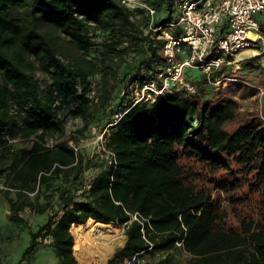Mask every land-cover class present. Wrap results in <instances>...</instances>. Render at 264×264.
Here are the masks:
<instances>
[{
    "label": "trees",
    "instance_id": "obj_1",
    "mask_svg": "<svg viewBox=\"0 0 264 264\" xmlns=\"http://www.w3.org/2000/svg\"><path fill=\"white\" fill-rule=\"evenodd\" d=\"M148 1L159 23L172 18L170 0ZM130 14L120 0H0V174L15 188V197L5 192L9 217L20 222L19 209L37 206L24 201L34 189L47 199L39 212L54 196L59 207L30 232L14 264H40L27 256L43 236L58 264H95L79 262L72 231L89 219L125 228L124 245L104 264L135 253H162L154 264H264V123L238 115L233 99L208 96L202 74L192 79L195 95L172 92L131 107L123 95L111 97V78L125 87L162 60V42L136 30ZM100 52L103 92L93 103L86 92ZM38 70L49 76L44 86ZM97 105L125 112L108 136L113 161L90 159L98 171L88 188L87 156L66 139L48 146L45 138L62 134L64 110L83 120V132ZM15 138L30 145L15 148Z\"/></svg>",
    "mask_w": 264,
    "mask_h": 264
},
{
    "label": "built area",
    "instance_id": "obj_2",
    "mask_svg": "<svg viewBox=\"0 0 264 264\" xmlns=\"http://www.w3.org/2000/svg\"><path fill=\"white\" fill-rule=\"evenodd\" d=\"M120 2L131 12L130 20L136 30L162 42L157 50L162 60L157 63L156 71L121 88L124 105L129 107L151 104L158 96L172 92L197 94L199 86L188 77L189 68L200 69L207 84L218 85L221 78L215 77V72L238 62L240 52L248 50L264 57V20L258 19L264 18V0H170L172 18L164 23L158 22L157 8L148 0ZM144 16L146 25L141 22ZM129 43L125 37L123 46ZM124 112L116 113L109 125L115 124ZM109 132L105 128L96 137L99 143L95 153L100 160L112 162L114 154L107 145ZM68 142L76 151L79 149L72 140ZM93 177L88 178L86 187H90ZM121 264H143V259L135 253Z\"/></svg>",
    "mask_w": 264,
    "mask_h": 264
},
{
    "label": "rangeland",
    "instance_id": "obj_3",
    "mask_svg": "<svg viewBox=\"0 0 264 264\" xmlns=\"http://www.w3.org/2000/svg\"><path fill=\"white\" fill-rule=\"evenodd\" d=\"M260 20H264L262 17H258ZM97 58L94 59L96 66L95 73L90 77L86 95L92 100L93 103L97 102L99 95L103 92L98 85L99 79L102 76L103 69L101 68V60L107 56L102 53L96 54ZM235 64H238L237 62ZM235 64L229 65L230 67L221 69L220 72H215L214 76L221 78L218 85L207 84L206 90L208 96L212 98H230L236 102V112L238 115L244 117H256L262 123H264V67H261L260 63L253 62L248 65H243L241 69H238ZM237 68V69H235ZM235 69L234 71H231ZM227 71L228 73H225ZM231 74H234L231 76ZM226 79H223V77ZM34 77L39 80L41 86H44L49 82V76L41 71H35ZM189 77L193 79V74L189 73ZM80 89V87H78ZM120 84L115 78H111L108 86V91L111 97H115L121 92ZM121 111H112L111 106H107L105 109L100 105L94 106L89 116L87 128L80 133L76 130L81 128L83 120L79 116H74L68 110L60 115L59 119L62 120V134L59 132L48 133L45 138V145L53 146L54 144L66 139L72 140L74 144L78 145L86 156L85 168L81 175V181L85 184L88 178H91L98 171L97 166H93L90 159L97 158L95 151L97 150V136L99 133L108 128L111 130L109 123L114 121L116 113ZM237 121L233 120L229 122L226 127L233 129ZM74 137V138H73ZM10 143L15 148L22 146H29L30 140H20L18 138L12 139ZM69 144V142H68ZM6 172L0 174V264H14L19 261L23 250L29 244L30 232L35 231L40 224L46 220V216L52 214L54 210H58L57 196H54L51 201L53 203L52 208H47L45 212L41 214L38 211L37 206H43L46 204L43 191L40 189H34L33 191H27L25 193L24 201L33 202L37 206L30 207L26 205L24 208L17 211L18 217L21 218L20 222L12 221L10 219L11 212L5 192L9 193L10 197H15V188L11 186L9 180L6 178ZM45 193V192H44ZM80 194V190L75 193L77 196ZM134 218V216H133ZM115 224V223H113ZM118 225L122 229L121 238H123V245L126 240L124 233V226ZM37 245L27 257L32 262L40 264H58V259L54 253V247L52 245V239L50 236H43L37 238ZM123 245L117 247L121 248ZM115 249V251L117 250ZM114 251V252H115ZM113 252V253H114ZM113 254H111L112 256ZM109 256V258L111 257ZM162 256V253H156L155 256L145 254L143 256V264H154L155 261ZM184 257V255H183ZM104 262L95 264H104ZM79 260V259H78ZM79 262H83L79 260ZM87 262V261H85ZM89 263V262H87Z\"/></svg>",
    "mask_w": 264,
    "mask_h": 264
},
{
    "label": "bare ground",
    "instance_id": "obj_4",
    "mask_svg": "<svg viewBox=\"0 0 264 264\" xmlns=\"http://www.w3.org/2000/svg\"><path fill=\"white\" fill-rule=\"evenodd\" d=\"M72 231L76 240L75 253L81 261L104 262L123 245L122 229L112 222L89 219L73 225Z\"/></svg>",
    "mask_w": 264,
    "mask_h": 264
},
{
    "label": "crops",
    "instance_id": "obj_5",
    "mask_svg": "<svg viewBox=\"0 0 264 264\" xmlns=\"http://www.w3.org/2000/svg\"><path fill=\"white\" fill-rule=\"evenodd\" d=\"M176 31V30H175ZM238 64H235V66L238 69H241L243 65H248L249 63H255L258 62L260 63L261 67H264V57L261 56H257V55H253L251 54L248 50H244L242 52H240L238 54ZM231 65V64H230ZM230 67L229 65H224L222 68L227 70V68ZM235 68V69H237ZM235 69H232L231 71H234ZM221 70H219L218 72H220ZM228 71V70H227ZM227 71H224L225 73H228ZM189 73L193 74V79L196 80V82H199V79L201 78V74L203 75V73L201 72L200 69L192 67L189 68L187 70V75L189 77ZM234 74H231V76H233ZM190 78V77H189ZM191 79V78H190ZM192 80V79H191ZM42 214V213H41Z\"/></svg>",
    "mask_w": 264,
    "mask_h": 264
}]
</instances>
